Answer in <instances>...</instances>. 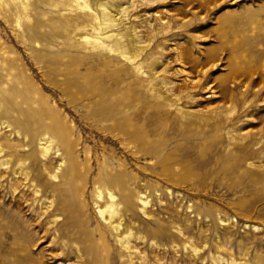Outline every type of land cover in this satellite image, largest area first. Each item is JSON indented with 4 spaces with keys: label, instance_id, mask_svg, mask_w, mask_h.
Here are the masks:
<instances>
[{
    "label": "rangeland",
    "instance_id": "obj_1",
    "mask_svg": "<svg viewBox=\"0 0 264 264\" xmlns=\"http://www.w3.org/2000/svg\"><path fill=\"white\" fill-rule=\"evenodd\" d=\"M136 1L124 37L145 46L142 75L91 45L94 0H0V264H129L98 214L105 189L138 264H264V0ZM26 113L36 137L57 122L72 146L71 192L64 144L43 158L14 134Z\"/></svg>",
    "mask_w": 264,
    "mask_h": 264
},
{
    "label": "bare ground",
    "instance_id": "obj_2",
    "mask_svg": "<svg viewBox=\"0 0 264 264\" xmlns=\"http://www.w3.org/2000/svg\"><path fill=\"white\" fill-rule=\"evenodd\" d=\"M160 1L163 2L164 0H158L157 2H160ZM127 2H128V6L120 7L119 9H116L115 11H113V13H111L112 11L110 12V9L108 10V7H107L105 2H101L99 0H94L92 6H93V9L97 12V20H96V25L93 28V35H92L93 41H90V43L93 46V48H97L98 49V52H102V50H105V48L102 45V42L103 41H111L114 44V48H115L114 51L117 52L119 55H121L122 58H124L127 61H129L130 63L134 64V67L132 69L133 72L136 75H142L143 74V71L141 70L142 67H141L140 64H137V60L140 57L141 52L143 51L145 46H142V45L140 46V44H141L140 41L139 42L136 41L134 43L132 41H130L129 43H125L126 42V38L124 37V35H126L127 37H133L135 39L138 38L137 37L138 35H136V33H134L135 29L134 30H130L129 27L128 28L126 27V23L130 19L128 14L133 12V11H135V10H137L138 3H137L136 0H127ZM142 5H143V3H141L140 6H142ZM226 19H228V18H224L223 19L224 23H225ZM169 24L170 23H168V25ZM168 25L166 24V26H165V24L160 23L159 24V28L157 29L158 33L159 34H165L170 29V26H168ZM237 31H238L237 27L235 28L233 26V29H232L233 34L235 33V35H236ZM236 48H238V45H235L232 51H234V49H236ZM254 52H255L254 60H255L256 63L259 64L260 63L259 61L264 56V49L256 48V50ZM210 55L211 56L213 55L212 51H211ZM237 70H238V66L237 65H232L231 66V72H233L235 74V72L237 73ZM149 71H150L152 77L155 79L157 77L158 72H155L154 68L151 67V66L149 67ZM245 90H247V89H245ZM165 92L167 94L168 90L165 89ZM255 93L256 92H254V94ZM243 94H241V95L243 96ZM234 96L235 95H233V97ZM255 97L256 96H254V98ZM178 100H179V98L177 96L174 97V99H172V101H178ZM249 100L250 99H248V101ZM243 108H245V107H243ZM17 113L18 114H22L23 112H22V110H18ZM1 117L2 116L0 115V130H1L2 127L3 128L6 127L7 130H10L11 126L9 124H7L6 122H1ZM25 117H26L25 121H22V120L18 119L15 123H13V129L15 131L14 134L15 133L18 134V137L20 136L22 138V140H24L25 142L29 141V143L27 145H30V144H34L35 145L36 144V146L40 149L41 155H43V158L46 157V155L49 154L50 151L53 150L52 149L53 148V142L56 139H57V141L59 140V141H61L64 144V146H65L64 150H65V153H66V156H67V159H68V165H67V168H66L67 174H66V177L64 178V182L63 183L66 184V187L68 188L67 191L71 192V190H73V188H74L73 179H74V177L76 175V170H75L76 165H75L74 155L72 153V146L66 140V138H65L64 134L62 133L61 129L59 128L57 122H53L51 125H49L48 131H45L42 134V136H44L42 138V136L41 137H36V135H34L32 124H31V120L34 121L35 123L40 122L41 118L39 117V113H35V115H31V114L29 115L28 113H26ZM54 131H55V133H54ZM0 134H1V131H0ZM244 135L246 137V133L243 134V136ZM233 136L236 138V140H237V138L239 140H242V139H240L242 137L241 133H239V134L235 133V134H233ZM0 139H1V135H0ZM236 140H235V142H236ZM39 141H40V143H39V146H38L37 143ZM253 142H254V144H260V143L264 144V135L260 134L257 137V133H256V137H254ZM26 147H24V148H26ZM20 148H21L20 146L17 147V149H20ZM258 148H259V146H258ZM4 150L6 151L7 148L5 149L3 147V145L0 144V156L2 155ZM54 150H55V153L57 152L56 153L57 156L58 155H62L61 152H59L58 148H55ZM29 153L32 154V152H29ZM50 154H51V152H50ZM13 155H14V153H13ZM1 161L2 162H0V168H2L4 171L7 170V168H8L7 166L9 164V161H4V160H1ZM62 162H63V160L60 161L59 165H61ZM23 164H21V166L19 168V172L23 175V179H24V178L28 177V173H27L28 171H27V169L24 168ZM30 170H31V168H30ZM55 170H57V169H55ZM50 175L48 177H50ZM53 176L55 178L57 177L55 174ZM119 184H120V186H123V184H124L123 180L120 179L119 180ZM66 187H65V190H66ZM15 191H16V189H15ZM34 191H38V190H34ZM13 193H15V192H13ZM13 193L11 191V194H13ZM102 195H104V196L102 197ZM96 196L100 197V198L102 197V200L104 201V203L103 204L101 203V205L97 209L98 210V214L102 217L101 219H103V223L105 225H107L109 230L113 233V236L115 237V240L119 244V250L121 251V255L123 257H125L127 263H129V264H138V261H137L136 258H137V256L141 255V253L139 252L137 247H135L131 243L133 234L131 232L132 230L129 229L130 227H124V226L121 227L122 218L119 215V207H118L119 205L114 200L115 199L114 194L109 189H105V193L100 192L98 190V193L96 194ZM26 202L27 201H25V203ZM142 203H144V202H142ZM49 206H48V208H49ZM122 229H124V230H122ZM74 252H75V250H74ZM122 261H123V259H122ZM120 263H121V261H120ZM232 263H234V262H232ZM234 264H237V263H234Z\"/></svg>",
    "mask_w": 264,
    "mask_h": 264
}]
</instances>
